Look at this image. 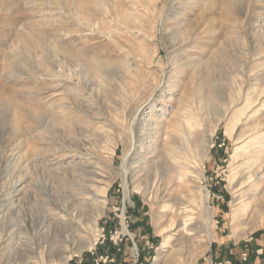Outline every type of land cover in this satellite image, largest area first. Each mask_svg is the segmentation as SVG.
<instances>
[{
	"label": "rangeland",
	"instance_id": "374dc122",
	"mask_svg": "<svg viewBox=\"0 0 264 264\" xmlns=\"http://www.w3.org/2000/svg\"><path fill=\"white\" fill-rule=\"evenodd\" d=\"M119 257L264 264V0H0V264Z\"/></svg>",
	"mask_w": 264,
	"mask_h": 264
},
{
	"label": "bare ground",
	"instance_id": "6f19581e",
	"mask_svg": "<svg viewBox=\"0 0 264 264\" xmlns=\"http://www.w3.org/2000/svg\"><path fill=\"white\" fill-rule=\"evenodd\" d=\"M126 159V158H125ZM250 164V163H249ZM248 166V168L249 169H251L250 167H251V165H247ZM124 168H125V170H124V176H125V186H126V191L128 190V181L126 180V174H127V167H126V165H125V163H124V166H123ZM247 175H248V178H246V180L243 178V182L242 183H244V182H246V181H248L249 182V180H251L252 179V170H249L248 171V173H246ZM246 175V176H247ZM97 195V194H96ZM252 202V201H251ZM252 204V203H251ZM250 204V205H251ZM249 205V203L248 204H245V206H250ZM262 206V205H261Z\"/></svg>",
	"mask_w": 264,
	"mask_h": 264
},
{
	"label": "crops",
	"instance_id": "0c3cea01",
	"mask_svg": "<svg viewBox=\"0 0 264 264\" xmlns=\"http://www.w3.org/2000/svg\"><path fill=\"white\" fill-rule=\"evenodd\" d=\"M122 251V250H121ZM116 259V258H115ZM80 262L82 261L81 259L79 260ZM106 262V261H105ZM117 263H121V259H120V257L119 258H117ZM116 263V264H117ZM89 264H95V263H89ZM96 264H99V262H97ZM105 264V263H104Z\"/></svg>",
	"mask_w": 264,
	"mask_h": 264
},
{
	"label": "trees",
	"instance_id": "16d2710c",
	"mask_svg": "<svg viewBox=\"0 0 264 264\" xmlns=\"http://www.w3.org/2000/svg\"><path fill=\"white\" fill-rule=\"evenodd\" d=\"M111 258V257H110ZM92 263V262H91ZM115 263V262H114ZM116 263H117V261H116ZM99 264H103L102 262H99Z\"/></svg>",
	"mask_w": 264,
	"mask_h": 264
},
{
	"label": "built area",
	"instance_id": "2783aa9c",
	"mask_svg": "<svg viewBox=\"0 0 264 264\" xmlns=\"http://www.w3.org/2000/svg\"><path fill=\"white\" fill-rule=\"evenodd\" d=\"M112 260V259H111ZM118 264H121V263H118Z\"/></svg>",
	"mask_w": 264,
	"mask_h": 264
}]
</instances>
